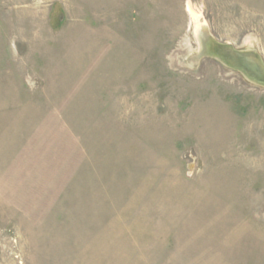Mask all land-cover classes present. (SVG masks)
Segmentation results:
<instances>
[{
  "label": "rangeland",
  "instance_id": "374dc122",
  "mask_svg": "<svg viewBox=\"0 0 264 264\" xmlns=\"http://www.w3.org/2000/svg\"><path fill=\"white\" fill-rule=\"evenodd\" d=\"M264 0H0V264H264Z\"/></svg>",
  "mask_w": 264,
  "mask_h": 264
},
{
  "label": "water",
  "instance_id": "95a60500",
  "mask_svg": "<svg viewBox=\"0 0 264 264\" xmlns=\"http://www.w3.org/2000/svg\"><path fill=\"white\" fill-rule=\"evenodd\" d=\"M207 43H209L208 47L214 52V55L206 52ZM200 50V54L218 60L224 66L242 73L250 81L264 87V63L257 53L248 50H236L229 44L215 41L210 35L204 37Z\"/></svg>",
  "mask_w": 264,
  "mask_h": 264
},
{
  "label": "bare ground",
  "instance_id": "6f19581e",
  "mask_svg": "<svg viewBox=\"0 0 264 264\" xmlns=\"http://www.w3.org/2000/svg\"><path fill=\"white\" fill-rule=\"evenodd\" d=\"M206 45H207L206 52L209 53L210 55H212V54L214 55V52L212 50H210L209 47H208L209 43H207Z\"/></svg>",
  "mask_w": 264,
  "mask_h": 264
}]
</instances>
